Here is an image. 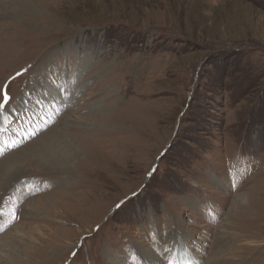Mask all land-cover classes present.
I'll list each match as a JSON object with an SVG mask.
<instances>
[{
    "label": "rangeland",
    "instance_id": "374dc122",
    "mask_svg": "<svg viewBox=\"0 0 264 264\" xmlns=\"http://www.w3.org/2000/svg\"><path fill=\"white\" fill-rule=\"evenodd\" d=\"M5 85L0 264H264V0H0Z\"/></svg>",
    "mask_w": 264,
    "mask_h": 264
},
{
    "label": "snow or ice",
    "instance_id": "6c2138e0",
    "mask_svg": "<svg viewBox=\"0 0 264 264\" xmlns=\"http://www.w3.org/2000/svg\"><path fill=\"white\" fill-rule=\"evenodd\" d=\"M0 95H2V100H0V116H4L6 114V108L9 105L10 101H11V97L8 94V90H7V86L5 85L3 88H0ZM4 213L2 211H0V216H3ZM16 215L15 212H13L12 214V220L9 222H12L16 219Z\"/></svg>",
    "mask_w": 264,
    "mask_h": 264
}]
</instances>
